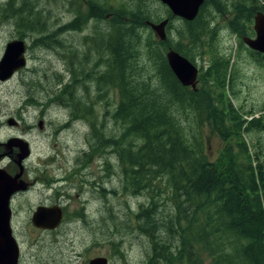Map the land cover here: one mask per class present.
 I'll list each match as a JSON object with an SVG mask.
<instances>
[{"label":"rangeland","instance_id":"obj_1","mask_svg":"<svg viewBox=\"0 0 264 264\" xmlns=\"http://www.w3.org/2000/svg\"><path fill=\"white\" fill-rule=\"evenodd\" d=\"M7 1L0 0V10L3 13H6V10L19 12L21 3H32L29 9L31 15L24 12L21 17L31 18L33 21L45 19L49 24L61 16V9L71 8V0H14V4L9 5ZM90 1L75 0L78 9L75 17L66 12V15H63L65 18L62 19L76 18L82 30L89 19L95 16L93 9L87 6ZM144 1L150 7L152 16H159V21L167 18L168 9L165 5L158 0ZM93 2L100 6L101 16L113 15L110 21L112 34L114 25L127 27L130 21L129 10L142 3L141 0ZM259 2L264 7V0ZM24 6L26 8V4ZM205 15L211 22L212 33L204 39H212L202 55L193 56V64L199 70L198 75L206 72L215 53L227 56L232 68L227 83L221 86L213 84L210 80L204 84L197 77V89L198 86H205L206 90L213 93V98L223 92L222 98L216 99L214 103L220 106V101L231 102L240 116L249 121V116L243 113L260 110L264 104V64L257 60L252 54L253 51L243 43L242 37L245 35L233 36L222 27L226 22V15L223 18L211 6H207ZM8 16L15 21L16 16ZM170 21L172 27L169 30L166 27V39L174 37L177 41L176 30L183 21L172 17ZM102 26L99 28L104 30V23ZM13 27H9V30ZM150 31L137 30V44L126 38L122 49L128 52L129 45L135 46L133 52L137 57L132 64L135 69H143L142 72L135 73L136 78L148 79L157 87L158 78L155 71L159 68L146 57L145 38L151 33L154 40H159ZM6 36L3 31L2 40ZM253 36L254 34L247 37ZM112 44L114 45L113 41ZM162 48L165 56L169 47ZM37 55L38 57H32L28 61L23 76L16 75L13 79L0 83V142L19 138L27 143L30 156L23 161L27 170L26 177L31 180L38 178V183L32 191L16 196L11 202V227L19 246L18 264H88L89 260L95 257L107 258L108 264H147L151 254V240L144 224L151 219L152 213L144 214L143 222L136 219V214L142 209H148L149 212L154 210L153 220L157 226L154 234L163 237L159 226H168L167 219L169 216L174 217L175 208L171 188L163 175L143 174L141 182L146 187L138 195L132 194L133 188L128 187L134 185L128 177V172H125L130 166L127 160L130 155L128 147L134 152L141 146L142 139L129 134L127 124L122 118L114 115L119 104V81L116 79V83H113V76L119 78L118 70L121 74L122 64L118 63V70L113 66L111 90L99 89L96 83L95 91H89L91 103L88 114L91 116L82 117L83 122H74V119L69 122L70 114L75 115L72 108L68 111L62 107L65 102H62L60 97L57 58L55 54H43V51ZM124 56L123 53L122 57ZM125 63H128L127 53ZM123 74L124 72L121 75ZM104 115L107 116L108 122H102ZM176 116L191 133V113L188 110L179 111ZM8 117L15 118L19 125H7ZM40 120L43 121V129L37 127ZM66 122L69 123L63 127ZM193 131L203 136L206 141V154L209 159L214 160L221 148L220 140L211 135L207 128ZM242 136L247 137L251 148V144H255L257 148L264 146L263 137L260 139L261 143L256 144V139L262 136L259 133L251 131ZM0 151H5V148H0ZM7 164V159L0 161V166ZM105 178L107 185L104 184ZM66 184L74 188L63 189ZM101 185L106 186L108 194L102 190ZM61 194L65 197L62 198ZM58 199L66 204L63 225L52 231L35 229L31 225V214L35 208L40 204L59 205L56 201ZM185 221L182 224L191 221V217ZM198 232L197 227L194 233ZM201 244L198 241L194 243L196 255L203 263L209 264L210 254L206 247L200 249ZM217 250L215 249V252ZM175 259L172 258V261L175 262Z\"/></svg>","mask_w":264,"mask_h":264},{"label":"trees","instance_id":"obj_2","mask_svg":"<svg viewBox=\"0 0 264 264\" xmlns=\"http://www.w3.org/2000/svg\"><path fill=\"white\" fill-rule=\"evenodd\" d=\"M141 2L129 10L127 27L113 26V66L118 70L117 65L126 53L128 59L120 66L124 74L118 70L120 79L113 76V83L119 81V104L114 115L127 124L129 134L142 139L134 152L128 147L130 166L125 172L134 183L128 187L138 195L146 187L141 182L143 174L163 175L171 188L175 208L174 217L167 219L168 226H159L163 237L154 234V210L142 209L136 214V219L142 221L144 214L152 213L148 224H144L151 240L147 264H205L196 255L197 241L202 243L200 249L207 248L209 264H264V146L257 148L251 144V148L247 137L242 136L251 131L259 133L262 136L256 144L261 143L264 104L260 110L244 112L250 118L247 121L231 102L220 101V106L214 103L223 92L213 98L205 86H198L195 91L181 86L169 69L162 48L168 46L193 63V56L202 55L212 39H204L212 33L211 22L205 15L207 6L223 18L226 15L222 27L231 35L244 37L254 34L253 18L264 12V7L259 0H206L193 21L180 23L177 41L173 37L160 42L150 33L145 38V50L147 59L159 68L155 71L156 87L148 79L136 78L135 73L143 69H135L132 64L137 57L133 52L135 46L129 45L128 52L122 49L126 38L137 44V30L150 31L147 21L161 19L152 16L150 7L144 0ZM166 11L171 20L169 10ZM171 27L170 21L167 29ZM252 54L264 64L263 55ZM231 68L227 56L215 53L198 80L204 84L212 80L222 86L229 81ZM187 110L192 115L193 130L207 128L220 140L221 148L214 160L206 154L203 136L193 130L189 133L176 116V112ZM113 146L116 147L115 143ZM189 217L191 221H187ZM185 219L187 223L182 224ZM197 227L199 232L194 233Z\"/></svg>","mask_w":264,"mask_h":264},{"label":"flooded vegetation","instance_id":"obj_3","mask_svg":"<svg viewBox=\"0 0 264 264\" xmlns=\"http://www.w3.org/2000/svg\"><path fill=\"white\" fill-rule=\"evenodd\" d=\"M6 3L8 5L14 4V0H8ZM69 3L71 8L69 9L67 7L64 8L65 10L61 9L60 13L62 17L59 16L55 18V21L52 24H49L45 19L33 21L31 18L26 19L21 17L24 12H27V15L30 14L29 9L33 5L32 3H21L19 5V12H9L6 10V13H3L0 10V16H2L0 17V61L9 52L8 48L10 45H12L11 48L15 50L13 52L18 53L20 51L25 59L24 67L16 71L9 79L6 81H0V83L7 82L13 79L16 75L23 76L25 73L24 70L27 69L28 61L32 57H38L37 54L39 52L43 51V54H55L59 64L58 77L61 85L60 97L61 101L65 102V105L62 107L68 111H70V108L73 109L75 116L70 114L69 122L72 119H74V122H83L82 117L85 118L91 116L88 114L91 103V99L88 97L89 91L92 93L95 91L96 83H98L99 89H104L105 91L107 89L111 90L112 88L113 34L110 21L113 15L101 16L99 10L100 6L91 0L88 2L87 6L93 9L95 16L94 18L89 19L88 24L81 30L80 25L77 24L78 20H76V18L66 17V19H62L65 18L63 15H66V12L75 17V14L78 11L75 0H71ZM24 4H26V8ZM60 6L61 4L59 5V8ZM63 6L65 5L63 4ZM9 14L13 17L16 16L14 22L9 19ZM102 23H104V30L99 28V26L103 27ZM11 26L14 27L10 31L9 27ZM3 31L7 36L2 40ZM95 55L97 57H95ZM120 62L124 65L125 57L122 58ZM98 119L100 121V117ZM8 120H12L13 124L9 125ZM102 120V122H108L107 116L104 115ZM69 122L63 124V127ZM6 123L9 126L15 127L19 125L18 121L13 117L6 118ZM37 127L43 129L42 120L38 122ZM3 144L4 143L0 142V148H5V151H0V161L7 159L8 164L0 166V171L3 169L9 177H14L17 173L14 160L16 159L19 150H17V147L7 149ZM26 173L27 170L24 167L20 181L27 186L26 190L14 193L11 197V202L16 196L32 191L35 184L38 183V178L31 180L29 177H26ZM104 184L107 185V178L104 179ZM100 187H102V190L106 193V186L101 185ZM64 188L71 189L74 188V186L70 188L68 187V184H66V187H63V189ZM60 196L62 198L65 197L64 194H61ZM56 201L62 211L61 225H63L66 218V204L60 199ZM12 217L13 209L11 208V221Z\"/></svg>","mask_w":264,"mask_h":264},{"label":"water","instance_id":"obj_4","mask_svg":"<svg viewBox=\"0 0 264 264\" xmlns=\"http://www.w3.org/2000/svg\"><path fill=\"white\" fill-rule=\"evenodd\" d=\"M159 2L168 8L173 18L191 22L197 17L205 0H159ZM168 23L169 19L166 18L158 23L147 21L146 25L158 40L163 42L167 38L166 27ZM253 30L255 36L253 38L242 37V41L252 51L264 55L263 13L258 12L254 16ZM11 46L8 48L9 54L7 53L0 61V81L7 80L25 66L22 53L20 51L18 53L13 52L15 50ZM165 58L169 69L180 85L190 87L195 91L197 88V67L173 49H168ZM8 124L12 125L13 121L8 120ZM3 145L7 149L17 147L19 152L14 160L17 166L16 175L9 177L3 169L0 171V264H18L19 248L10 227L11 209L9 204L14 193L26 190L27 186L20 181V177L24 171L22 162L30 156V149L27 143L16 138L8 140ZM61 221L62 211L58 205L38 206L31 216L33 226L42 230H54L60 225ZM88 264H108V261L105 257H95Z\"/></svg>","mask_w":264,"mask_h":264}]
</instances>
